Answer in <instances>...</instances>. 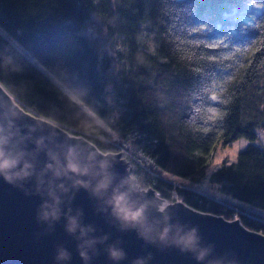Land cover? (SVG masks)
<instances>
[{"label":"trees","instance_id":"1","mask_svg":"<svg viewBox=\"0 0 264 264\" xmlns=\"http://www.w3.org/2000/svg\"><path fill=\"white\" fill-rule=\"evenodd\" d=\"M248 5L0 0V83L26 108L84 133L104 151L139 149L150 161L133 173L169 200L240 217L264 232V147L255 142L257 130L264 132V15L253 13L245 24ZM251 6L264 8L256 0ZM94 12L110 35L122 36L116 75L123 89L115 104L107 98L108 63L80 30ZM148 29L155 51L145 43ZM239 137L250 142L204 185L216 144Z\"/></svg>","mask_w":264,"mask_h":264},{"label":"water","instance_id":"2","mask_svg":"<svg viewBox=\"0 0 264 264\" xmlns=\"http://www.w3.org/2000/svg\"><path fill=\"white\" fill-rule=\"evenodd\" d=\"M0 148L19 159L16 171L30 165V176L9 183L0 175V264H264V232L248 227L240 217L198 209L186 201L169 200L153 186L142 187L122 151H104L84 133L72 132L18 102L0 83ZM107 176L109 187L94 192ZM139 184L131 193L135 207L145 208L148 241L135 224H125L108 204L114 192L129 191L128 177ZM58 197L59 219H43ZM158 209H160L158 211ZM77 220L74 234L68 218ZM170 228V238L197 229L203 261L182 252L159 231ZM90 229L81 237L80 229ZM156 237V238H155ZM95 240L82 258L78 245ZM123 252L113 260L109 248ZM61 250L69 258H59Z\"/></svg>","mask_w":264,"mask_h":264},{"label":"clouds","instance_id":"3","mask_svg":"<svg viewBox=\"0 0 264 264\" xmlns=\"http://www.w3.org/2000/svg\"><path fill=\"white\" fill-rule=\"evenodd\" d=\"M19 164V159L6 155L4 150L0 148V175L4 177L6 181L12 183L15 179H23L30 176L29 168L30 165L25 163L23 168L19 171H16ZM129 191L119 192L116 191L113 193L111 199L108 201V204L112 206L113 215L125 224H135L139 226L141 235L148 241H154L152 230L145 227V208L135 207L134 203L131 201V193L134 191H139V184L136 180H133L131 176L128 177ZM110 184V180L107 176L102 177L95 189L94 192L99 194L101 191H105ZM52 197L53 203L46 204L45 207L50 209L43 212V219L48 220L49 218L56 220L59 219V209L56 207V204L59 203L58 197L54 193H49ZM160 209H158L159 211ZM78 223L76 218L69 217L66 230L69 233L74 234L78 228ZM90 229H80V236L83 237L87 231ZM170 228L165 226L159 231L158 238L161 242L167 243L171 240V243L179 247L182 252H192L197 261H203L208 254L207 249H203L199 244V237L197 236V229L193 228L189 232L180 235L177 234L176 238H170ZM156 238V237H155ZM96 243L95 240H87L84 243L78 245V250L82 258L88 259V251L92 245ZM109 256L113 260H117L123 257V252L115 249L114 247L109 248ZM59 258L66 259L69 258V254L65 250H61Z\"/></svg>","mask_w":264,"mask_h":264},{"label":"rangeland","instance_id":"4","mask_svg":"<svg viewBox=\"0 0 264 264\" xmlns=\"http://www.w3.org/2000/svg\"><path fill=\"white\" fill-rule=\"evenodd\" d=\"M80 30L88 36L90 42L97 49L100 57L108 63L110 73L108 79L109 82L107 84V98L109 102L115 104L117 88L123 89V87L119 85L116 75V71L122 64L120 57V52L124 49L122 36L117 34L110 35L106 31L101 17L97 12L92 13V15H90L88 19L85 20V22L81 25ZM145 43L150 50L155 51L157 42L152 30H146ZM114 113L115 115L119 113L118 108L114 109ZM257 133L258 139L255 142L264 147V132L263 130L258 129ZM249 142V139L246 137L236 138L230 143H224V140L220 139L214 147L211 159L207 164L206 177L204 178L203 184L206 185L208 183L211 173L219 168L222 164L236 161L240 150L245 148ZM126 144L130 145L129 142ZM122 150L125 151V154H123L130 161V166L132 169H134L137 165L142 166L145 169L147 163L150 161L148 156H146L144 153H141L139 149L134 146H131L129 150L123 146ZM217 161H219V163H217ZM172 177L176 180H182L185 183L189 182L187 179L175 174H173ZM139 184L142 187H148L143 185V183L139 182Z\"/></svg>","mask_w":264,"mask_h":264},{"label":"snow or ice","instance_id":"5","mask_svg":"<svg viewBox=\"0 0 264 264\" xmlns=\"http://www.w3.org/2000/svg\"><path fill=\"white\" fill-rule=\"evenodd\" d=\"M205 2L210 4L211 0H205ZM256 3L264 4V0H256ZM251 5H252V0H249L247 11L242 16V19L245 24H249L254 21L255 16L253 15V13H255L256 16L264 15V8L253 9ZM235 14H236V10H233V13H224L223 16L225 19H229L232 15H235ZM177 19H179V17ZM193 31H197V29H194ZM211 99L216 100V97L213 96L211 97ZM217 163H219V161H217Z\"/></svg>","mask_w":264,"mask_h":264}]
</instances>
